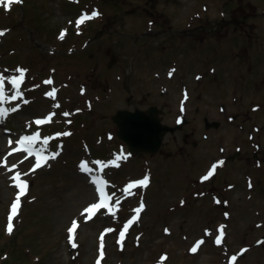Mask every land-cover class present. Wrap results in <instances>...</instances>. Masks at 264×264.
Wrapping results in <instances>:
<instances>
[{
	"label": "rangeland",
	"instance_id": "obj_1",
	"mask_svg": "<svg viewBox=\"0 0 264 264\" xmlns=\"http://www.w3.org/2000/svg\"><path fill=\"white\" fill-rule=\"evenodd\" d=\"M93 10L100 15L77 28ZM197 26L211 33L196 43L182 35ZM0 31V72L26 70L29 99L6 126L24 133L55 112L46 133L59 152L36 173L31 163L19 166L32 187L9 234L19 158L7 155L1 129L0 264L14 253L21 264H94L100 232L105 264H233V256L234 264H264V0H23L7 12L0 5ZM51 88L55 100L44 97ZM154 106L176 131L157 154L131 156L112 118ZM205 119L219 128L207 129ZM121 149L127 159L104 170L121 201L115 216L104 211L85 222L81 213L96 196L79 161L95 171L92 161L108 162ZM146 175L152 185L124 198L122 190ZM141 202L121 247L117 235ZM73 221L81 225L76 248Z\"/></svg>",
	"mask_w": 264,
	"mask_h": 264
},
{
	"label": "snow or ice",
	"instance_id": "obj_2",
	"mask_svg": "<svg viewBox=\"0 0 264 264\" xmlns=\"http://www.w3.org/2000/svg\"><path fill=\"white\" fill-rule=\"evenodd\" d=\"M22 2H23V0H0V5H4L5 11L7 12V11H10L12 4L22 3ZM99 15L100 14L95 10H93L90 15L82 14L81 17L76 21V27L79 28L86 21L95 19ZM4 34L5 33L3 31H0V36H3ZM65 34H66V32L62 31L59 39L62 40L64 38ZM4 71L8 72L7 69H5ZM15 71L19 73L18 77L11 76V75H9L7 77L8 83L11 85V88L13 90H15L14 94H12L10 96L6 95V92H5V76L2 73H0V121L5 120L10 112H15L18 110L16 107H12L9 109V108H5L3 106L6 103H11L12 101H16L18 98H20L22 96L20 89H21V85L24 83L26 70L17 68ZM169 75L171 76V72L169 73ZM197 79H200V77H197ZM44 83L45 84H51L52 81H51V79H49V80H46ZM56 91H57L56 89H53L51 92L46 93V95L49 96L51 99L55 100ZM185 99H187V94H185ZM59 106L60 105L58 103L53 105V107H57V108ZM52 115H55V113L50 114L46 119L37 120V121H35V123L37 125H42L45 123H51L52 122ZM63 115L67 117L69 115V113L65 112V113H63ZM67 122L71 123L70 120ZM70 134L71 133L65 132V133L57 134V135H70ZM9 143L11 144L12 141H9ZM17 143H18L19 147L14 149L13 151L25 152V153H28L30 156L31 155L36 156V162H35L33 168L29 170V172L35 171L37 168H40L43 166V164L47 163L48 159H55L56 156L59 155V152H55V153H52L50 156H44V153L48 151L47 145L49 143V138L41 139L39 132H36L34 135L23 136L17 141ZM126 159H127V156L124 154V150L121 149V151L119 153H114L113 158L108 162L92 161V163L98 166L100 173H104V170L107 168H112V167L118 168V167H120V162L122 160H126ZM219 164L222 165L223 161H220ZM13 167H15V166H13ZM78 167H79L80 171L86 175L89 173H92L94 171L92 168H90L88 166L87 161H82L80 163V165H78ZM216 167H217V165L214 164L212 169L202 178V180H208L214 174ZM8 170L12 171L13 169L9 168ZM28 174L29 173H24L23 175H28ZM12 180L15 182L14 187H16L18 189V193H17L16 199L12 205V215H10L8 218L9 223H8L7 231L9 234H11V232H12L11 221L13 219V216L16 215L18 212L19 204H20V198L22 196H25L27 194V190H28L27 181L22 179L21 173L17 172L12 177ZM90 183L95 185V189H96V192L98 193L99 199H98V202L90 204L84 210V212L81 213V215H83L85 217V222H87L88 220H91L96 215V213L99 212L101 209H107V214H111L112 216H115V211L113 210V207L110 205H111V202L113 200V197H116L115 207L118 208L120 205V202H121L120 197H117L115 192L109 194V192L106 191V189L109 187V184L106 180H104L102 178L101 175L95 176L93 179L90 180ZM147 183H148L147 177H145L141 181L130 182L122 190V195L124 196V198H127L129 196L138 195L137 192H134L132 190L135 188H138V187L147 186ZM217 203H219V201H217ZM143 207H144V205L141 202L140 206L137 209H134V211L137 213V216L134 217L133 220L129 221L128 224L125 225L124 229L120 232L121 241L123 240L124 235L128 230V227L131 225V223H133L135 221V219L138 218L139 213L143 210ZM101 214H105V213H101ZM77 227H78L77 222L73 221L71 227L68 230L69 231V242L71 243V246L73 248L77 247V244L73 242V234H74L75 229ZM110 231H113V229H107L106 230V232H110ZM167 232H168V230L165 229V233H167ZM206 234L211 235V233H209L207 230H206ZM223 235H224L223 226H221L220 235L215 239V243L217 245L221 244ZM100 241H101L100 258L102 259L103 255H104V252H103V244H104L103 234L100 237ZM203 243H204L203 240L199 241L196 246H194L193 248L190 249V251L195 253L198 250L199 245L203 244ZM121 247H122V245H121ZM243 251H246V249ZM231 260L235 261L236 257L235 256L231 257ZM97 264H99V260L97 261Z\"/></svg>",
	"mask_w": 264,
	"mask_h": 264
},
{
	"label": "water",
	"instance_id": "obj_3",
	"mask_svg": "<svg viewBox=\"0 0 264 264\" xmlns=\"http://www.w3.org/2000/svg\"><path fill=\"white\" fill-rule=\"evenodd\" d=\"M232 24L237 25L238 23L234 21ZM190 32L184 31L183 34ZM162 113L163 111L157 107H151L147 111L138 109L134 112L119 110L113 116L112 120L118 127L117 135L129 147L132 154H157L161 150L167 134H173L176 131V129L162 123L159 117ZM205 122L207 129L219 128L217 122H210L208 119ZM186 123L187 121L183 120L181 126Z\"/></svg>",
	"mask_w": 264,
	"mask_h": 264
},
{
	"label": "flooded vegetation",
	"instance_id": "obj_4",
	"mask_svg": "<svg viewBox=\"0 0 264 264\" xmlns=\"http://www.w3.org/2000/svg\"><path fill=\"white\" fill-rule=\"evenodd\" d=\"M223 27V26H221ZM193 29H196V30H193L191 31L190 33L186 34L190 37L191 40H193L192 42L196 43L197 42V36L199 35H202V32L205 33V34H210L211 33V30L207 29L206 27H203V26H197ZM192 30V29H191ZM216 30V27L212 30V31H215ZM184 35V34H182Z\"/></svg>",
	"mask_w": 264,
	"mask_h": 264
},
{
	"label": "trees",
	"instance_id": "obj_5",
	"mask_svg": "<svg viewBox=\"0 0 264 264\" xmlns=\"http://www.w3.org/2000/svg\"><path fill=\"white\" fill-rule=\"evenodd\" d=\"M4 250L5 249H0V253L3 254ZM23 261H24L23 259L20 260V259L15 258V253H14L13 256L9 260H4L2 264H14L15 262L21 264V263H24Z\"/></svg>",
	"mask_w": 264,
	"mask_h": 264
},
{
	"label": "bare ground",
	"instance_id": "obj_6",
	"mask_svg": "<svg viewBox=\"0 0 264 264\" xmlns=\"http://www.w3.org/2000/svg\"><path fill=\"white\" fill-rule=\"evenodd\" d=\"M7 134L11 135L12 137H14L15 134L18 135L17 133H14V130H12L10 133Z\"/></svg>",
	"mask_w": 264,
	"mask_h": 264
}]
</instances>
